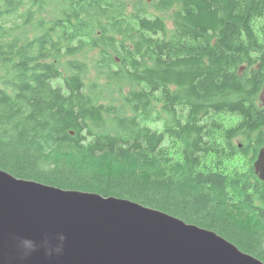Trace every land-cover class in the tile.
<instances>
[{
	"label": "trees",
	"instance_id": "16d2710c",
	"mask_svg": "<svg viewBox=\"0 0 264 264\" xmlns=\"http://www.w3.org/2000/svg\"><path fill=\"white\" fill-rule=\"evenodd\" d=\"M0 3V169L129 198L264 261V0Z\"/></svg>",
	"mask_w": 264,
	"mask_h": 264
},
{
	"label": "water",
	"instance_id": "95a60500",
	"mask_svg": "<svg viewBox=\"0 0 264 264\" xmlns=\"http://www.w3.org/2000/svg\"><path fill=\"white\" fill-rule=\"evenodd\" d=\"M259 99L264 104V83ZM253 169L264 182V146ZM0 264L264 261L211 229L129 198L64 189L0 169Z\"/></svg>",
	"mask_w": 264,
	"mask_h": 264
},
{
	"label": "flooded vegetation",
	"instance_id": "af4514ba",
	"mask_svg": "<svg viewBox=\"0 0 264 264\" xmlns=\"http://www.w3.org/2000/svg\"><path fill=\"white\" fill-rule=\"evenodd\" d=\"M151 1H152V0H145V2H147V3H149V4L151 3ZM2 8H3V4L0 3V9L2 10ZM150 8H151V7H148V8H147L148 12H153V11H150Z\"/></svg>",
	"mask_w": 264,
	"mask_h": 264
},
{
	"label": "rangeland",
	"instance_id": "374dc122",
	"mask_svg": "<svg viewBox=\"0 0 264 264\" xmlns=\"http://www.w3.org/2000/svg\"><path fill=\"white\" fill-rule=\"evenodd\" d=\"M152 1H154V0H152ZM150 11H153V8L152 7L150 8ZM170 26H171V23L169 21L168 22V27H170ZM90 54H91V52H90ZM244 69H245V67L243 66V69H242L241 73H243Z\"/></svg>",
	"mask_w": 264,
	"mask_h": 264
},
{
	"label": "clouds",
	"instance_id": "9594fccd",
	"mask_svg": "<svg viewBox=\"0 0 264 264\" xmlns=\"http://www.w3.org/2000/svg\"><path fill=\"white\" fill-rule=\"evenodd\" d=\"M61 239H63V237H61ZM25 247L30 249L32 247L31 243L30 242H25Z\"/></svg>",
	"mask_w": 264,
	"mask_h": 264
},
{
	"label": "bare ground",
	"instance_id": "6f19581e",
	"mask_svg": "<svg viewBox=\"0 0 264 264\" xmlns=\"http://www.w3.org/2000/svg\"><path fill=\"white\" fill-rule=\"evenodd\" d=\"M144 127V126H143ZM165 154V153H164ZM132 173V172H131Z\"/></svg>",
	"mask_w": 264,
	"mask_h": 264
}]
</instances>
